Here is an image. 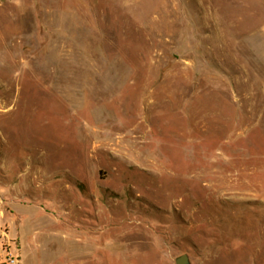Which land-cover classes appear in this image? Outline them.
I'll return each instance as SVG.
<instances>
[{"label": "rangeland", "instance_id": "rangeland-1", "mask_svg": "<svg viewBox=\"0 0 264 264\" xmlns=\"http://www.w3.org/2000/svg\"><path fill=\"white\" fill-rule=\"evenodd\" d=\"M184 255L264 264V0H0V264Z\"/></svg>", "mask_w": 264, "mask_h": 264}, {"label": "bare ground", "instance_id": "bare-ground-1", "mask_svg": "<svg viewBox=\"0 0 264 264\" xmlns=\"http://www.w3.org/2000/svg\"><path fill=\"white\" fill-rule=\"evenodd\" d=\"M59 11V10H58ZM14 14V13H13ZM7 19V18H6ZM14 19V18H13ZM18 20V19H17ZM10 22H12V21H10ZM14 22V21H13ZM16 22V21H15ZM22 22H24V20L22 21ZM19 23V22H18ZM25 23H26V21H25ZM60 77V76H59ZM61 79V78H60ZM29 82V86L31 87V90H33V92L35 93V96L38 98V97H40V94L42 93V94H44L45 92H43V91H41L40 90V88H39V83L38 82H36L32 77H30V80L28 81ZM55 82V81H54ZM58 84V83H57ZM59 85V84H58ZM56 95H58V94H56ZM30 100V99H29ZM27 103H28V101H27ZM123 148V147H122Z\"/></svg>", "mask_w": 264, "mask_h": 264}, {"label": "water", "instance_id": "water-1", "mask_svg": "<svg viewBox=\"0 0 264 264\" xmlns=\"http://www.w3.org/2000/svg\"><path fill=\"white\" fill-rule=\"evenodd\" d=\"M176 264H190L189 257L184 255L176 260Z\"/></svg>", "mask_w": 264, "mask_h": 264}]
</instances>
